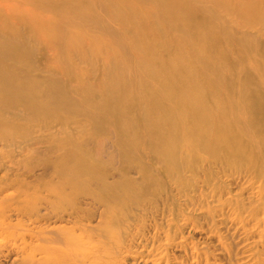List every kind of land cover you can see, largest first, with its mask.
<instances>
[{
  "label": "rangeland",
  "instance_id": "rangeland-1",
  "mask_svg": "<svg viewBox=\"0 0 264 264\" xmlns=\"http://www.w3.org/2000/svg\"><path fill=\"white\" fill-rule=\"evenodd\" d=\"M1 1L6 6L17 0ZM92 1L94 4L89 7L87 3ZM126 1L134 2L133 20L138 23L142 22L139 18L142 12L155 13V0ZM185 1L195 7L196 13L210 14L215 18V23L219 21L222 33L225 32L222 47L223 53L227 55L225 62L228 65L237 64L241 69L262 70L259 71L261 74H258L261 75L259 78L263 79L264 23L253 22L240 15L237 9L241 0H231V8L216 7L212 0ZM18 7L14 6L13 9H18L19 12L15 10L10 14L5 21L7 26L4 24V30L11 34L12 40H16L32 55V60L38 65L43 67L48 63L53 64V68L39 72L65 88L71 99L77 100L80 96L76 87L79 79L77 74L83 73L82 78L86 82L95 84L107 77L110 67L122 64L127 66L124 76L130 91L136 94L141 91L143 53L133 45L134 33L127 30L123 21L116 17L119 3L112 4L110 0H73L72 3L66 0H25L23 5L20 3ZM20 13L27 22L19 17ZM39 21L48 24L40 31L41 38L38 37ZM176 22L178 28L181 27L182 22ZM52 26H55L53 31ZM11 28L14 32L10 31ZM69 28L82 29L84 40L78 41L80 47L67 48L65 35ZM4 30L0 28L1 38L4 36ZM157 30L152 26H144L142 39H153ZM42 36H45L44 39ZM92 37L95 42H91ZM81 54H84L83 59ZM215 59L218 62L216 67L224 64L223 58ZM206 63L203 60L202 66L212 69ZM245 73L250 80L252 76L257 79L249 70ZM21 74L25 76L24 73ZM239 88L241 87H235L233 91L236 95ZM248 89L249 96L260 103L264 95V84L251 81ZM251 101L245 104L242 112L251 106ZM61 112L65 117L72 114L65 109ZM20 113L17 118H12L11 115L3 117L1 121L4 125L0 121V132L4 136L0 138V208L6 215L14 212L13 208L19 202L18 196L22 192L28 188L37 191L44 189L43 180L39 183L36 181L39 176L45 180L58 181L57 174H53L52 170L55 163L67 155L64 150H68V147L73 150V145L66 142L68 137L76 146L85 144L87 150H105L99 151V155L103 161H109L108 168L114 169V176L107 178L115 184L120 197L118 202L113 201L118 213L112 224L113 231L122 240V244L117 249L113 241L106 239L113 255L110 253L111 255L104 256L98 264H264L262 109L250 113L246 118L253 120L249 122L253 124L252 128L245 135L250 140L245 148L246 161L226 163L224 160L208 158L204 152L203 159L195 162L193 168H183L179 175L162 171L156 162L148 157L149 153H145V150L150 149L148 140L144 137L147 136L146 128L143 126L140 133L143 139L139 142L131 136L117 132L113 137L105 139L102 147L96 149L92 142H86L87 136L78 125V122H84L83 125H86L88 131L100 133L101 127L96 119L73 115L63 130L61 123L52 119L55 116L45 118L43 115L36 119ZM98 134L96 133V136H99ZM116 138L125 141L126 150H134L136 153L134 157L137 159L133 162L135 165L128 170L127 175H119L123 159L112 154L114 150L121 149L116 143ZM74 163L68 162L65 169L69 171V165ZM79 182L82 190L79 189L76 198L86 189H95L91 182L86 181L85 176L80 177ZM83 206L86 208L84 213L64 215L62 219H42L41 226L36 227L29 224L25 215L12 214L6 219L9 221L7 226L10 227L4 238L0 239V264H27L29 253H34L33 264H74V251H71L62 263H58L52 257L46 258L44 249L45 246L52 245L66 247L63 235L65 230L70 231L72 238L79 237L86 241L90 237L96 240L97 236L104 234L107 223L105 224L104 220L100 222L98 209L101 207L91 204ZM72 220L78 222L74 224ZM28 227L31 230L26 232ZM58 236L62 238L56 239ZM50 239L54 241H49ZM90 260L86 263L89 264Z\"/></svg>",
  "mask_w": 264,
  "mask_h": 264
},
{
  "label": "bare ground",
  "instance_id": "bare-ground-1",
  "mask_svg": "<svg viewBox=\"0 0 264 264\" xmlns=\"http://www.w3.org/2000/svg\"><path fill=\"white\" fill-rule=\"evenodd\" d=\"M23 1H12L10 5L5 6L0 0V7L3 8L0 10L1 29L4 30L5 21L10 14L15 10L19 12L18 9H13L14 6L19 8L18 5L21 3L22 6ZM66 1L73 2V0ZM110 1L112 4L119 3L116 17L123 21V26L127 30L134 33L133 45L143 53L141 91L137 94L130 91L129 83L124 76L127 66L122 64L110 67L107 77H104L100 84H89L82 78L83 73L77 74L79 79L76 87L80 96L77 100L71 99L65 88L39 72L50 69L49 67L53 68V64L48 63L43 67L38 65L32 60V55L27 53L16 40H12L11 34L4 30L3 38L0 37V121L8 115L17 118L20 112L23 116L36 119L43 115L45 118L55 116L52 119H57L56 121H59L65 130L64 126L70 122L73 115L96 119L101 127L100 133L88 131L86 125H83L84 122H78L80 129L87 136L86 142H92L96 149L102 147L105 139L113 137L117 132L131 136L139 142L143 139L140 134L143 126L146 128L147 136L144 137L148 140V149H150L145 150V153L148 152V157L167 174L179 175L183 168H193L195 162L205 157L204 152L207 154L206 157L224 160L226 163L246 161L245 148L250 140L245 135L253 125L249 123L253 121L252 118L250 120L246 118L257 110L264 111V95L262 101L257 103L253 100L254 97L249 96L248 88L251 81L264 84V77L259 78L261 76L259 71L262 70L241 69L234 63L228 65L225 62L227 55L222 51L225 32L222 33L219 21L215 23V18L210 14L196 13L195 7L185 0H155V13L142 12L139 15L142 20L140 23L133 20L134 2ZM212 1L216 7H232L231 0ZM93 4V1L87 3L89 7ZM237 11L250 21L264 23V0H241ZM18 15L25 19L22 13ZM176 20L182 22L181 27L178 28ZM145 24L158 29L151 40L142 39ZM46 26L48 24L38 22L39 38L42 35L40 31ZM54 27L52 26V31ZM10 31L14 32L12 28ZM44 37L42 36L43 39ZM81 40H84L82 29H68L65 35L67 48L80 47L78 41ZM90 40L95 42L93 37ZM81 56L83 59L84 54ZM217 57L219 60L223 58L224 64L220 67H216ZM203 60L212 69H205L206 66H202ZM247 70L252 72L251 75L254 73L257 79L252 76L250 80L245 73ZM239 86L241 88L236 95L233 91ZM248 101H251V106L246 107L242 112ZM63 109L72 114L68 117L61 115ZM9 122L11 123L10 120ZM1 124L4 125L2 121ZM1 133L0 138H3ZM96 133H99V136H96ZM115 136L118 137L117 134ZM66 139L69 145H73V150L69 147L68 150H64L66 152L64 154L67 155L53 167L52 173L57 174L58 181L45 180L39 176L36 181L39 183L43 180L44 189L37 191L28 188L22 192L18 196L20 200L14 206L12 214L25 215L29 224L36 227L41 226L42 219H62L64 215L84 213L86 208L83 204L100 206L101 208L98 209L100 222L104 220L105 224L107 223L103 235L97 236L96 240L90 237L86 241L79 237L72 238L70 231L65 230L63 235L66 247L52 245L45 246L44 249L46 258L52 257L58 263H62L70 252L74 251L76 253V257L73 258L74 264H87V260L90 259L89 264H98L104 256L112 254L106 239L113 241L117 249L122 244V240L113 231L112 224L118 213L113 201L118 202L120 197L115 184L109 182L107 178L114 176V169L108 168L109 161H103L99 155V151L105 152V150H87L85 144L76 146V143H71L68 137ZM122 139L116 138V143L121 149L114 150L112 154L123 159L119 175H127L137 158L134 157L136 155L134 150H126L127 144ZM75 146L77 148L74 150ZM182 148L186 150H181ZM68 162L74 163L69 165V171L65 169ZM84 176L95 189H86L78 196L82 199H78L75 195L82 190L79 178ZM42 191L44 193H41ZM11 215H6L0 208V239L4 238L10 227L7 226L9 221L6 219ZM72 222L76 224L78 221L72 220ZM25 230L28 232L31 228ZM59 238L62 237L58 236L56 239ZM33 256L34 253L27 254V264H31Z\"/></svg>",
  "mask_w": 264,
  "mask_h": 264
}]
</instances>
